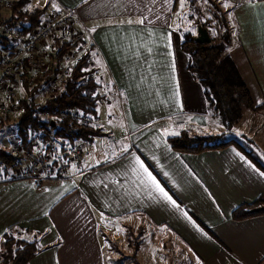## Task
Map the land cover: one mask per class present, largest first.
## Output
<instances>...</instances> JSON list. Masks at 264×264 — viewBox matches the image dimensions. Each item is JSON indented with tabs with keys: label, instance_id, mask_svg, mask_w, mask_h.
Masks as SVG:
<instances>
[{
	"label": "crops",
	"instance_id": "0c3cea01",
	"mask_svg": "<svg viewBox=\"0 0 264 264\" xmlns=\"http://www.w3.org/2000/svg\"><path fill=\"white\" fill-rule=\"evenodd\" d=\"M178 1L27 4L44 9L43 16L74 9L80 49L101 96L95 123L103 134L85 143L81 164L69 163L62 178L37 182L3 171L0 264L7 236L36 244L28 264H264V214L232 217L264 198V164L235 140L201 153L178 152L168 141L184 129L212 134L216 123L176 31ZM222 2L235 28L229 53L256 105H264V0ZM113 136L121 145L106 154ZM251 136L246 142L264 160V117ZM137 160L175 205L140 183Z\"/></svg>",
	"mask_w": 264,
	"mask_h": 264
},
{
	"label": "trees",
	"instance_id": "16d2710c",
	"mask_svg": "<svg viewBox=\"0 0 264 264\" xmlns=\"http://www.w3.org/2000/svg\"><path fill=\"white\" fill-rule=\"evenodd\" d=\"M29 1H9L7 7L11 11V16L3 21V25L23 31H29L36 27L41 22L45 10L39 7L28 9ZM3 7L4 4L0 1V10ZM216 8L221 10L218 5ZM194 16H196L194 13H190L188 18L193 19ZM221 21L225 30L217 38L211 35L209 26L211 19L197 21V27L201 24L208 29L212 38L211 42L199 43L195 40L196 35L186 30L182 32L181 45L188 57L189 71L204 89L210 113L217 117L226 128H231L243 117L244 109L256 111L264 105H256L228 51L233 37L224 14ZM217 39L219 40L216 41ZM9 42L10 39L3 33V36H0L1 46L6 48ZM56 42L61 52L58 56H53L51 69L46 72L40 84L29 88L25 80L11 79L20 88L18 92L16 91V100L21 112L18 119L19 128L16 142L29 152H33L32 142L37 137L41 138L44 144L57 143L60 148L58 147L53 164L57 163V156L69 161V148L74 144L92 143L103 134L101 128L92 123L82 124L71 113L72 110L79 109L96 119L98 117V104L101 96L98 92L97 82L90 76L88 55H83L77 61L60 88L49 97V93L51 94L49 85L57 70L58 61L62 54L73 46L70 41L59 42L57 40ZM85 75L90 77L86 83H83L82 78ZM21 89L25 91L24 95L20 94ZM44 93H47L46 99L43 102H38L37 96ZM221 138L220 134L192 135L189 130L184 129L169 136L168 141L172 148L178 152L201 153L230 145L231 141H220ZM18 158H23V155L17 153L14 155L10 151L0 148V160L7 165H11ZM260 214H264V198L241 205L233 211L232 217L237 220ZM4 246L6 249L5 256L3 255L5 264H28L37 251L35 243L13 236L6 237Z\"/></svg>",
	"mask_w": 264,
	"mask_h": 264
},
{
	"label": "built area",
	"instance_id": "2783aa9c",
	"mask_svg": "<svg viewBox=\"0 0 264 264\" xmlns=\"http://www.w3.org/2000/svg\"><path fill=\"white\" fill-rule=\"evenodd\" d=\"M9 1H4L7 6ZM4 33L10 39L8 46L0 49V114L10 115L19 111L16 100V85L11 79L26 81L29 88L40 84L48 70L51 69L53 56L60 54L59 42H72L73 46L62 54L57 70L50 81L51 94L60 88L70 75L77 61L83 56L80 49L81 31L76 27L75 11L71 7H62L42 17L41 22L32 30L5 27ZM89 75L82 78L86 83ZM74 118L82 124L94 123V117L82 110L71 111ZM45 145V146H44ZM33 152L16 147L17 154L23 158L16 159L11 165L0 160V177L7 167L14 170L15 175L22 178H33L42 182L47 178H62L66 175L68 164L80 165L87 145L76 143L69 148L70 161L57 156L58 146L54 142L44 144L41 138L32 143Z\"/></svg>",
	"mask_w": 264,
	"mask_h": 264
},
{
	"label": "rangeland",
	"instance_id": "374dc122",
	"mask_svg": "<svg viewBox=\"0 0 264 264\" xmlns=\"http://www.w3.org/2000/svg\"><path fill=\"white\" fill-rule=\"evenodd\" d=\"M0 1L4 4V1H13V0H0ZM216 5H218V7L221 10H217ZM179 6H180V0L178 1V7ZM190 13H194L196 16H194L193 19H189L188 15ZM223 14L227 18V24L231 30V34L233 37V33L235 32L234 23L230 17L229 12L224 8L222 0H184L182 9H180L179 17L177 20L176 31L178 34H181V37H182V32L186 30H189L195 35H197L198 33L197 31L198 22L197 21L199 20L204 21L207 19H211V22L209 24L211 28V35L217 38L220 35V33L225 30V28L221 24ZM10 16H11V11L8 9L7 6L4 5V7L0 10V25L3 27V29L5 27L3 25V21L8 19ZM2 36H3V33H2ZM218 40L219 39H217L216 41ZM228 51H229V48H228ZM22 89H21L20 94L24 95L25 91ZM46 97H47V93L40 94L37 96V101L43 102L46 99ZM106 110L108 112L110 111V108H106ZM20 115H21L20 111H17L16 113H12L10 115L0 114V116L5 117L1 119L3 123L1 124L0 122V146L3 147V150L10 151L14 155L17 153L15 152L16 147H19V144L16 142V138L18 135V128H19L18 119ZM98 116H99V113H98ZM263 117H264V112H261L259 109L256 111H250V110L244 109L243 117L239 121H237L236 124H234L231 128H226L219 121V119L215 117L214 120L216 121V123H214V125L210 127V133L212 134L219 133L222 137L220 141L235 140L236 142L244 146L246 149L251 151L253 156L258 161H261L264 164V160H262L261 156L258 155L256 150H253L251 147H249L248 143L246 142V141L254 140L251 135L255 133V129L259 121L262 120ZM95 119L96 118H94V120ZM105 121L106 119L102 118V122L106 123ZM95 122L92 124L96 126ZM3 139H6V141L4 142ZM114 139H115V136H113V138L111 137L108 140L109 144L106 150H104L106 154L113 155L115 152L119 150V146L121 145V143L119 142L117 143L116 140L113 142ZM2 141L4 143H2ZM79 143L85 144L86 142H79ZM99 143H100V140H97L95 142L96 145H100ZM57 146L60 148V145L57 144ZM92 152H94V150L90 151V153ZM3 229L5 230L7 228H3ZM14 230H15L14 228L8 227L7 232L8 233L14 232ZM38 241H41V239H38ZM4 256L2 255V258H4ZM116 264H124V262L122 261V259H117Z\"/></svg>",
	"mask_w": 264,
	"mask_h": 264
},
{
	"label": "snow or ice",
	"instance_id": "6c2138e0",
	"mask_svg": "<svg viewBox=\"0 0 264 264\" xmlns=\"http://www.w3.org/2000/svg\"><path fill=\"white\" fill-rule=\"evenodd\" d=\"M184 0H181V6H183ZM228 5L226 4L225 7ZM55 7V5H53ZM140 23H143V20L139 21ZM123 151H127L124 149ZM136 163L139 165L138 169H133V171L138 175V178L140 180V183L142 185H145L148 188L154 189L156 192L160 194V196L171 202L173 205H175V201L172 200V197L164 190L163 187L160 186L155 176L152 175L151 172L148 171V169L144 166L142 162L139 160L136 161Z\"/></svg>",
	"mask_w": 264,
	"mask_h": 264
},
{
	"label": "water",
	"instance_id": "95a60500",
	"mask_svg": "<svg viewBox=\"0 0 264 264\" xmlns=\"http://www.w3.org/2000/svg\"><path fill=\"white\" fill-rule=\"evenodd\" d=\"M197 35L195 36V40L199 43H209L212 41L210 33L206 27L199 24L197 28Z\"/></svg>",
	"mask_w": 264,
	"mask_h": 264
}]
</instances>
